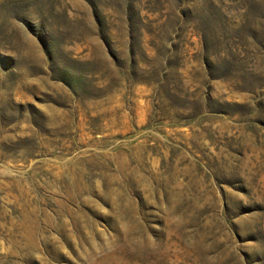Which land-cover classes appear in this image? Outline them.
Here are the masks:
<instances>
[{
  "label": "rangeland",
  "instance_id": "1",
  "mask_svg": "<svg viewBox=\"0 0 264 264\" xmlns=\"http://www.w3.org/2000/svg\"><path fill=\"white\" fill-rule=\"evenodd\" d=\"M0 264H264V0H0Z\"/></svg>",
  "mask_w": 264,
  "mask_h": 264
}]
</instances>
